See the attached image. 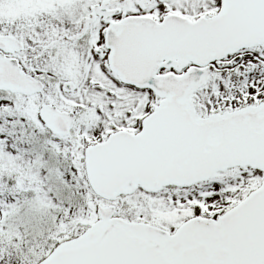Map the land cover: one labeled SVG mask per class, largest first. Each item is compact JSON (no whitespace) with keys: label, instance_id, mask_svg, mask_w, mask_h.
<instances>
[{"label":"snow or ice","instance_id":"1","mask_svg":"<svg viewBox=\"0 0 264 264\" xmlns=\"http://www.w3.org/2000/svg\"><path fill=\"white\" fill-rule=\"evenodd\" d=\"M0 264H264V0H0Z\"/></svg>","mask_w":264,"mask_h":264}]
</instances>
